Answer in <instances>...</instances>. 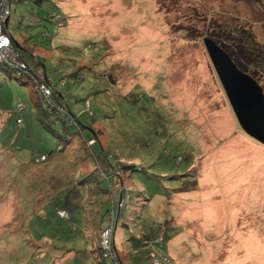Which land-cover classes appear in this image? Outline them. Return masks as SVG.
Instances as JSON below:
<instances>
[{
    "label": "rangeland",
    "instance_id": "obj_1",
    "mask_svg": "<svg viewBox=\"0 0 264 264\" xmlns=\"http://www.w3.org/2000/svg\"><path fill=\"white\" fill-rule=\"evenodd\" d=\"M8 31L35 69L33 57L65 77L72 113L88 99L93 115L78 129L38 116L29 83L0 67V264L98 262L95 230L118 187L91 153L132 166L114 231L123 264H148L134 232H161L168 264H264V146L239 128L202 43L237 54L264 93V0H16Z\"/></svg>",
    "mask_w": 264,
    "mask_h": 264
},
{
    "label": "built area",
    "instance_id": "obj_2",
    "mask_svg": "<svg viewBox=\"0 0 264 264\" xmlns=\"http://www.w3.org/2000/svg\"><path fill=\"white\" fill-rule=\"evenodd\" d=\"M31 0H23V3H27ZM16 0H0V67L6 72H9L17 79H25V82L31 86L35 98L42 102L47 108L48 112L54 115L57 120H68L72 118L67 108V93L56 92L54 81L49 76H46L44 72H33L27 63L22 59L20 51L16 48L11 34L8 31L9 18L11 14V5ZM48 20L53 24V34L56 33L57 28L62 27V18L56 12H50L47 15ZM6 20L8 21L6 23ZM44 36L46 33L43 34ZM77 80H81V76H76ZM65 78L61 79L59 84L61 87L65 86ZM55 91V92H54ZM55 93V94H54ZM87 107V108H86ZM90 103L85 102V108L88 109ZM26 110V106L18 105L14 108V112L21 114ZM16 126L22 127V120L16 119ZM93 141L88 143L91 144ZM45 155H41L34 160L35 164L43 163L46 160ZM119 171V170H118ZM115 171L116 184L113 186L108 183L109 191H114L117 185V203L110 197L109 210L107 212V218L109 220L108 226L103 228L99 232V239L97 241V249L102 261L110 260L111 264H123L120 260L119 254L114 247V231L117 225V221L120 217L121 209L128 205L129 195L124 184L120 181L119 172ZM100 175L106 180L109 177L100 172ZM60 218L67 219L68 213L64 210L57 211ZM133 237L139 241L143 247L147 250L148 264H167L169 262L167 256L159 249L163 247V236L161 232L151 236L145 237L140 232H134Z\"/></svg>",
    "mask_w": 264,
    "mask_h": 264
},
{
    "label": "water",
    "instance_id": "obj_3",
    "mask_svg": "<svg viewBox=\"0 0 264 264\" xmlns=\"http://www.w3.org/2000/svg\"><path fill=\"white\" fill-rule=\"evenodd\" d=\"M202 43L239 128L264 146V93L261 88L249 75L238 70L212 39L206 37Z\"/></svg>",
    "mask_w": 264,
    "mask_h": 264
},
{
    "label": "trees",
    "instance_id": "obj_4",
    "mask_svg": "<svg viewBox=\"0 0 264 264\" xmlns=\"http://www.w3.org/2000/svg\"><path fill=\"white\" fill-rule=\"evenodd\" d=\"M20 1V0H19ZM22 2H23V0H21ZM31 1H33V2H35V3H37L39 0H31ZM52 12H56V11H52ZM50 13V12H49ZM49 13H47L46 15H45V19L44 20H46V21H48L49 23H51L49 20H48V18H47V15L49 14ZM36 21V20H35ZM37 22L38 23H40L41 24V22H42V19H40V18H38V20H37ZM37 24V23H36ZM36 24H34V25H36ZM52 26H53V24H51ZM47 29V28H46ZM44 30V32H43V34L44 33H46V35L44 36L43 34H42V36L44 37V38H47L49 35H51L49 32H48V30ZM52 33V32H51ZM12 36V35H11ZM13 38V37H12ZM210 39H212L213 41H214V43L217 45V46H219L228 56H229V58L231 59V61L233 62V64L236 66V68L238 69V70H240L241 72H243V73H245V74H247V75H249L251 78H253L252 77V75L251 74H249V73H247V71H246V68H244V66L242 65V63L240 64L238 61H237V54L235 55L233 52H230L229 50H228V48L227 47H225L222 43H220L216 38H214V37H212V36H210L209 37ZM14 41V40H13ZM16 46V45H15ZM18 46H20L19 44H18ZM16 48L20 51V54H21V57H22V59L27 63V65L29 66V68L33 71V72H36V73H38L37 71H35V69L33 68L34 66H32L27 60H25L24 58H23V55H22V50L21 49H19L17 46H16ZM38 61H36L35 62V64L37 63ZM38 64H40V62H38ZM43 72V71H42ZM44 74H45V72H44ZM46 75V74H45ZM78 75H80L81 76V80H77V78H76V76H78ZM47 76V75H46ZM73 79H74V81L76 82H78L79 84H81V82H83L84 81V78H83V75L82 74H73ZM61 78V77H60ZM59 78V79H60ZM63 78H65V77H62L61 79H63ZM58 79V80H59ZM60 79V80H61ZM60 80L56 83V82H54V86H55V91L56 92H59V93H61V92H66L67 93V108H68V111H69V114H70V116H71V118H72V120L71 121H69V119L68 120H57L55 117H54V115H52L51 113H49L48 112V110H47V108L44 106V104L42 103V102H40V101H38L37 99V101H36V103L38 104V116H41V117H49L50 119H51V121L53 122V123H56V124H59V125H61L63 128H66L67 126H74V127H76L77 129H78V127H79V124H78V117L81 115V114H87L88 116H90V117H92V115H93V112H92V104H91V102L88 100V99H86L85 101H84V104H85V102L86 101H88L89 103H90V107L88 108V109H86L85 108V105H83V107L81 108V110L79 111V112H77L76 114H74V113H72L71 112V110L69 109V106H68V101H69V94H68V92L65 90V88H66V85H67V80L65 79V86L64 87H61V85L59 84V82H60ZM92 82H95V84H97V83H99L98 82V80H92ZM54 91V92H55ZM55 94V93H54ZM43 108H42V107ZM80 131V130H79ZM90 141H93V143H91V144H89L88 145V143L90 142ZM84 146L86 147V148H91L94 144H95V141L93 140V139H89L88 141H84ZM92 154V157H93V160L97 163L96 164V172H98V176L100 177V179L101 180H103V181H105L106 183H107V185H108V183L110 182L111 183V178L114 180V182H115V184H116V181H117V179H115V175L113 174L115 171H118L119 172V178H120V180H121V182L124 184V180H123V178H124V173H127V172H129V170H131V168H132V166H131V164H127V163H124L122 160H120V159H118L116 156H101V155H98V157H96L95 155H93V153H91ZM36 159V158H35ZM34 159V160H35ZM100 164H103V166H104V168H102L101 166H100ZM137 170L138 171H140V169L137 167ZM100 172H102L103 174H105L106 176H108L109 177V180L108 181H106L101 175H100ZM89 177V176H88ZM87 180H88V178H87ZM92 180H94V179H92ZM90 183V182H89ZM125 185V184H124ZM109 188V187H108ZM109 200H108V202H107V209H106V212H105V215H107V212H108V210H109ZM58 215V214H57ZM63 219V218H62ZM97 251V256L99 257L97 260H98V264H101V262L103 263L104 261H102L101 259H100V256H99V251H98V249L96 250ZM96 263V264H97Z\"/></svg>",
    "mask_w": 264,
    "mask_h": 264
},
{
    "label": "crops",
    "instance_id": "obj_5",
    "mask_svg": "<svg viewBox=\"0 0 264 264\" xmlns=\"http://www.w3.org/2000/svg\"><path fill=\"white\" fill-rule=\"evenodd\" d=\"M14 40V39H13ZM23 42H25L26 40L24 39V40H22ZM14 43H15V45L17 46L18 44L20 45L19 47L21 48V50L23 51V44H21V43H19L17 40H14ZM23 58L25 59V57H24V55H23ZM36 58H38V57H36ZM26 60V59H25ZM37 60H39V59H37ZM33 62L35 63L36 61H34V57H33ZM39 62H40V60H39ZM36 65H39V67H37L36 69H38V70H36L34 67V69H35V71H37V72H45V74H47L46 73V69H44V66L42 65V64H38V62L36 63ZM56 72H59V71H56ZM55 72V73H56ZM76 73V72H75ZM57 79V78H56ZM57 82V81H56ZM93 84H95V82H92ZM36 105H38L37 103H35ZM26 106V105H25ZM16 106H14V108H15ZM77 108V105L75 106L74 105V108L73 109H75V110H78V108ZM14 110V109H13ZM28 110V107L26 106V110L25 111H23V112H26ZM72 111H74V110H72ZM22 113V112H21ZM20 115V114H19ZM19 118V117H18ZM21 119V118H20ZM22 120V119H21ZM24 129V125H23V122H22V127L20 128V130L21 129ZM19 129V128H18ZM41 155H44V154H41ZM46 155V154H45ZM47 158H48V156H47ZM47 158H46V160H47ZM45 160V161H46ZM44 161V162H45ZM55 189V188H54ZM56 190V189H55ZM93 198H95V197H93ZM95 200V203H97V199L95 198L94 199ZM63 210V209H62ZM98 212V209H95V210H93L92 212H90V214L89 213H83V215H84V219H85V222H86V224H89V223H93L94 224V220L92 219V218H94V216L95 215H92L93 213H97ZM68 216H69V212H68ZM62 219V218H61ZM67 219H69V217L67 218ZM66 219V220H67ZM7 221V220H6ZM7 223V222H6ZM6 223H3L2 222V224H1V226H6L7 224ZM109 224V223H108ZM108 226V225H107ZM106 226H104L103 224H101V225H98V227H97V229L95 230V234H99V232L103 229V228H105ZM98 236V235H97ZM97 236H95V237H97ZM95 240V243H94V247H95V249H96V243H97V241H96V238L94 239ZM92 251V250H91ZM90 251V252H91Z\"/></svg>",
    "mask_w": 264,
    "mask_h": 264
},
{
    "label": "clouds",
    "instance_id": "obj_6",
    "mask_svg": "<svg viewBox=\"0 0 264 264\" xmlns=\"http://www.w3.org/2000/svg\"><path fill=\"white\" fill-rule=\"evenodd\" d=\"M124 186H125V185H124ZM120 260H121V259H120ZM168 263H169V262H168ZM168 263H167V264H168Z\"/></svg>",
    "mask_w": 264,
    "mask_h": 264
}]
</instances>
